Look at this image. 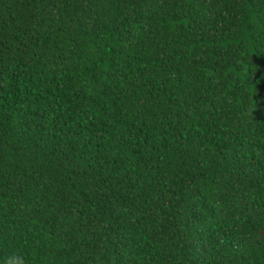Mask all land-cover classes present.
Instances as JSON below:
<instances>
[{
	"label": "trees",
	"instance_id": "16d2710c",
	"mask_svg": "<svg viewBox=\"0 0 264 264\" xmlns=\"http://www.w3.org/2000/svg\"><path fill=\"white\" fill-rule=\"evenodd\" d=\"M0 240H264V0H0ZM0 264H264V241H0Z\"/></svg>",
	"mask_w": 264,
	"mask_h": 264
}]
</instances>
